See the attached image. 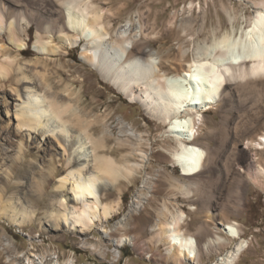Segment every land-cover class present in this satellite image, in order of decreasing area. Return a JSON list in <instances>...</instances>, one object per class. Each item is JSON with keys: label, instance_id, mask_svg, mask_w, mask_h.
Here are the masks:
<instances>
[{"label": "rangeland", "instance_id": "1", "mask_svg": "<svg viewBox=\"0 0 264 264\" xmlns=\"http://www.w3.org/2000/svg\"><path fill=\"white\" fill-rule=\"evenodd\" d=\"M89 1L104 11V22L110 25L112 34L120 29L141 38L152 49L157 62L162 63L163 72L172 75L180 71L179 62L187 64L197 54L204 57L205 48L215 38L231 32L233 28L239 30L248 27L256 12L264 7V0ZM37 9L33 8L32 11L37 12ZM25 18L27 20V15ZM4 20L5 28L0 31V61L11 63V69L7 77L0 79V150L3 147L8 149L7 153L0 151V176H6L7 162L19 154L17 145L21 137H24L27 156H22L19 170L23 175L27 172V190L37 197L44 196L35 204V218L27 221L26 225L18 226L4 218L0 219V264H176L162 258V254L171 252V246L168 242H157L159 235L152 231L160 221H166L161 214L164 204L174 213L178 207L185 211L188 215L186 230L196 233L205 222L212 231L211 237L216 236L214 232L217 227H221V218L207 222L201 206L198 204L197 210H191L190 201L185 198L186 186L190 182L182 176L173 159L172 153L178 144L170 133L169 124L151 119L139 102H131L101 79L98 72L84 60L83 51L90 47L89 41L72 30L71 37H78L81 41L80 44L78 42L79 45L71 47L67 44V39H50L51 46L58 47L61 51L43 54L36 48L35 24H27L26 20L21 21L19 27L14 24L18 36L14 43L6 27L11 21L6 17ZM21 41L26 43L25 49L17 48ZM1 46L4 48L1 49ZM100 51L101 49L96 50V54ZM109 54L113 55L112 52ZM22 72L32 77L31 84L23 83ZM249 79L262 84L264 94V74ZM247 80L232 78L226 82L236 85ZM26 86L33 88L27 90ZM31 91L32 94L37 91L47 98L71 100L75 111L92 120L99 118L102 122L93 127L92 134L100 137V130L104 129L111 134L102 154L115 158L120 165L138 167H135L137 171L132 182L122 181L114 186L100 182L103 203L120 204L111 219L97 222L91 231L86 229L81 233L80 228L74 229L71 219L63 221L64 228L55 230L51 226L54 220L51 211L54 208L57 211L63 210L54 200L58 194L68 197L65 204L68 214L81 205L70 200V190L57 189L59 180L71 171V167L67 166L69 153H64L58 132L49 134V137L41 135L43 131L53 128L54 124L56 126V123L46 125L39 134L31 133L30 137L27 128L24 131L18 128L16 113L26 104ZM69 94L73 95L69 97ZM47 98L45 103L48 102ZM251 107L253 109L248 107L241 116V122L249 129L245 137H240L238 144L241 146L251 137L260 139L259 136L264 131V97L257 106ZM204 114L200 134L210 130L220 134L222 115L218 105L213 104ZM68 129H71V133L74 128L69 124ZM73 133L75 136L80 135L76 130ZM79 138L84 140L86 135L82 134ZM229 142L226 149L219 150L222 154L220 163L223 170L224 166H231L233 171L228 180L218 181L215 214L221 213L224 217L237 221L241 227V237L230 242L227 234L220 233L218 235L225 237L227 242L218 251L203 254L199 262L187 261L185 264L214 263L220 255L232 251L242 240L248 242V248L239 257L237 264H264V189L248 182L239 214L226 216L223 212L224 206L231 201L239 187V181L234 178L240 161ZM211 145L216 146V143L211 142ZM79 146L80 143L77 144V149L80 148L78 151H83ZM138 153H144L145 157ZM260 155L264 157V153ZM93 158L94 155L91 160ZM93 164H90L91 167ZM208 177L209 183L216 181L212 174ZM40 178H47L43 194L38 192ZM145 185L153 191L143 188ZM141 195H150V198L145 201L142 209H136L134 206L138 207L140 204ZM131 214L134 215L129 222ZM138 225L149 228V232L140 234L142 230L135 229ZM132 236H137L150 249L143 251L134 248L129 241L121 244L122 240L131 239ZM197 237L203 244L201 237Z\"/></svg>", "mask_w": 264, "mask_h": 264}, {"label": "bare ground", "instance_id": "2", "mask_svg": "<svg viewBox=\"0 0 264 264\" xmlns=\"http://www.w3.org/2000/svg\"><path fill=\"white\" fill-rule=\"evenodd\" d=\"M24 1L0 0V31L5 28L6 17L11 21L6 27L12 42L15 43L18 36L14 24L19 27L27 15V24L36 25L38 52L49 54L61 51L60 48L51 46L50 39L55 38L62 41L67 39L69 46L76 47L81 41L78 37H71L72 30L89 41L90 47L83 51L84 60L98 72L101 79L131 102H139L151 119L169 124L170 133L178 144L172 153L173 159L182 176L190 182L187 188L185 187V198L189 199L191 210H197L196 205L199 204L202 212L206 214L207 222L221 218L222 222L219 223L221 227H217L214 232L216 236L211 237L212 231L205 222L196 233H192L185 229L188 218L185 211L177 206L174 213L164 204L161 214L166 221H160L152 229L159 235L157 242H168L171 246V252L162 254V258L176 264H185L187 261L199 262L203 254L218 251L221 245L227 242L225 237L218 234H227L228 241L240 239L242 231L239 223L231 217H224V214H215L218 181L228 180L233 171L231 166H224L225 170L221 168L222 154L219 150L226 149L230 141L240 161L237 176L234 178L239 181L238 191L223 208L226 216L238 215L248 182L264 189V157L260 155L264 153V131L259 136L260 139L251 137L246 144L242 146L238 144L240 137L249 131L247 125L241 122L242 113L248 107L257 106L264 97L262 84L249 79L264 74V7L256 12L248 27L239 30L233 28L231 32L215 38L211 45L205 48L204 57L197 54L187 64L179 62L180 71L172 75L163 72L162 63L157 62L152 49L141 38L120 29L112 34L109 30L110 25L104 22V11L91 1L27 0V3ZM31 7L38 8L37 12H33ZM25 47L26 43L22 41L17 45L19 49ZM3 48L1 46V49ZM98 49L101 51L96 54ZM109 52L113 55H108ZM10 66L11 63L0 61V79L8 76ZM22 78L23 83L33 82L32 77L26 74ZM232 78L248 80L236 85L226 82ZM25 88L32 90L33 87ZM32 93L33 91L31 96L28 94L26 104H23L16 113L18 128L22 131L27 128L30 137L33 133L39 134L46 125L56 123V126L54 124L53 128L43 131L41 135L49 137L51 136L49 134L58 132L64 153H69L67 166L71 167V171L59 180L57 189L61 191L67 188L71 191L70 200L81 205L79 208H73L68 214V207L65 205L68 197L58 194L54 200L60 209L63 207V210L57 211L53 207L51 217L54 220L51 226L55 230L64 228L63 221L68 222L71 219L74 229L80 228L81 233L86 229L91 231L97 222L111 219L120 204L103 203L100 182L113 186L122 181L132 182L138 167L120 165L115 158L102 154L107 148L111 134H108L106 129L100 130V137L92 134L93 127L102 122L99 118L92 120L75 111L71 100L43 97L37 91ZM72 95L69 94V97ZM213 104H217L220 109L222 130L220 134L210 130L201 135L204 113ZM69 124L74 128L71 133V129H68ZM73 130L80 135L75 136ZM82 134L86 135L84 140L79 138ZM211 142H215L216 146H212ZM79 143V147L83 149L81 152L78 151L80 148L77 149ZM17 147L19 154L14 158H8L6 176H0V219L4 218L19 226L35 218L37 210L35 204L44 196L40 194L44 192L47 178L37 179L40 183L38 190L40 196L37 197L27 190V172L23 175L19 170L23 161L22 156L24 158L27 156L24 137H21ZM0 151L7 153L8 149L3 147ZM138 154L145 157L144 153ZM72 155L74 156L71 158ZM92 155L94 160H91ZM90 164H93L92 167ZM209 174L215 176L216 181L209 183L207 181ZM143 188L153 191L147 185ZM9 191L11 195L7 198ZM140 198L138 207L134 206L136 209H142L150 195H141ZM133 215L129 216L128 221ZM135 229H141L140 234L149 232V228H141L139 225ZM197 235L204 241L203 244ZM124 241L131 242L134 248L143 251L150 249L148 244L140 241L137 236L126 238L121 244ZM247 248L248 242L242 240L232 251L220 255L211 264H237L239 257Z\"/></svg>", "mask_w": 264, "mask_h": 264}]
</instances>
